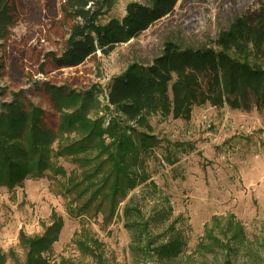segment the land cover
Returning a JSON list of instances; mask_svg holds the SVG:
<instances>
[{
  "label": "rangeland",
  "instance_id": "obj_1",
  "mask_svg": "<svg viewBox=\"0 0 264 264\" xmlns=\"http://www.w3.org/2000/svg\"><path fill=\"white\" fill-rule=\"evenodd\" d=\"M16 24L8 39L0 37L1 100L19 93L25 105L45 111L46 126L56 128L58 111L54 85L80 93L90 92L97 103L89 115H105L109 80L136 62L148 64L162 53L166 41L181 46L204 47L237 17L257 15L264 0H179L174 10L137 37L118 43L108 55L101 52L77 67H61L52 54L66 47L71 21L65 19L66 0H14ZM152 0H109L102 23L121 19L130 2L151 5ZM65 90L68 91L69 89ZM85 91V92H84ZM109 124L106 119L104 126ZM157 143L144 155V170L158 190L139 184L136 194L146 218L151 220L155 245L167 240L174 228L183 236V247L173 257H138L132 249L133 232L123 216L125 202L106 222L93 206L81 217L67 211L66 178L47 171L27 178L13 190L0 186V251L14 250L21 261L25 252L19 235L41 234L51 223L53 211L63 217V228L53 244L52 259L70 258L77 264H97L74 245V233L86 226L102 245L107 264H264V109L241 111L210 104L195 106L190 121L154 116ZM75 137V134H72ZM167 159H171L169 162ZM56 164L67 173L76 167L68 158ZM77 169V168H76ZM156 199L168 198L169 217H160ZM156 211V212H155ZM228 242L224 250L200 247L205 234ZM235 234V236H233ZM227 244V243H226ZM6 264H14L12 258Z\"/></svg>",
  "mask_w": 264,
  "mask_h": 264
},
{
  "label": "trees",
  "instance_id": "obj_2",
  "mask_svg": "<svg viewBox=\"0 0 264 264\" xmlns=\"http://www.w3.org/2000/svg\"><path fill=\"white\" fill-rule=\"evenodd\" d=\"M108 1L66 0L62 12L71 21L66 47L60 56L52 54L59 66L77 67L98 52L110 54L118 43L137 37L170 14L179 0H152L151 5L130 2L121 19L102 23ZM16 15L14 0H0L2 39H8ZM54 88L55 106L60 112L56 128L45 125L44 109L31 102L25 105L19 93H13L10 101L0 99V186L13 190L22 187L27 178L53 172L66 178L63 193L73 196L67 205L70 215L81 217L95 206L106 222L127 200L123 216L133 232L135 254L173 257L183 247L182 234L169 227L167 240L155 245L151 220L146 218L137 195L129 197L141 183L151 187V194L158 190L153 180L148 181L143 167L144 155L151 153L157 143L152 118L172 116L190 121L193 108L207 103L247 112L264 109V3L257 15L235 18L207 46L183 47L166 41L162 53L150 63L134 62L112 77L103 107L108 117L105 113L89 115L97 108L89 90L85 94L68 87V91L57 85ZM3 91L0 87V95ZM107 118L109 124L104 126ZM60 157L68 158L76 167L67 173L56 164ZM163 199L152 195L151 202L160 217H169L165 206L158 209L161 202H169ZM51 220L41 234L20 232L23 261L14 250L0 251V264H6L9 256L14 264H77L66 257L52 259L63 217L53 211ZM72 241L84 256L97 264H107L101 243L86 226L74 233ZM226 243L206 233L199 246L224 250L229 246Z\"/></svg>",
  "mask_w": 264,
  "mask_h": 264
}]
</instances>
